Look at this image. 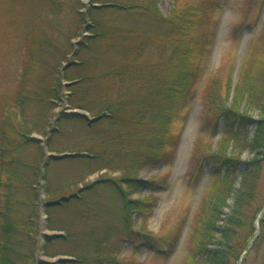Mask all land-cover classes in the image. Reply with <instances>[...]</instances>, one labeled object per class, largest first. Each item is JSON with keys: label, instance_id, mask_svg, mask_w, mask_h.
I'll return each instance as SVG.
<instances>
[{"label": "trees", "instance_id": "16d2710c", "mask_svg": "<svg viewBox=\"0 0 264 264\" xmlns=\"http://www.w3.org/2000/svg\"><path fill=\"white\" fill-rule=\"evenodd\" d=\"M81 1L46 0L43 13L19 40L20 66L14 87L10 94L0 95V264H116L104 260L111 251L112 228L96 192L119 190L121 219L128 227L135 214L142 221L150 217L157 203L154 195L126 199L119 183L131 193L144 185L154 193L166 184L162 178L141 182L138 172L151 165L173 164L180 133H175V123L180 116L184 121L182 109L199 92L205 111L212 113L209 124L214 121V130L220 127V139L215 149H208L198 160L201 147L195 145L187 167L188 181L204 166L215 181L204 189L195 209L188 257L190 264H238L249 245L255 247L264 240V197H258L264 171V39L261 55L239 71L231 104L226 105L228 85L223 99L216 80L200 86L194 67L195 32L209 25L212 6H217L214 0H187L173 6L167 17L159 13L158 0H90L85 11ZM263 6L264 0H258V12ZM66 16L70 25H64ZM86 17L87 33L73 43L81 36ZM74 45L76 60L60 75ZM70 70H75L74 75ZM63 81L70 82L66 96ZM63 100L92 117L104 115L88 124L83 114L61 113L58 129L42 144L32 134H47L51 112ZM241 103L256 106L259 118L254 120L237 109ZM204 126L203 133L209 125ZM73 133L80 140H60ZM215 135L216 131L210 137ZM245 150L251 157L239 159ZM46 152L72 154L49 159V165H75V176L57 183L48 168L41 173ZM102 169L120 175L77 186ZM39 178L44 180L41 188ZM40 189L52 196L46 202L78 192L61 202L73 213L58 228L64 235L47 237L44 254L56 255L48 248L59 243L65 247L62 254L69 256L55 262L35 258ZM55 209V205L46 206L49 220L56 217ZM256 219L259 234L253 225ZM77 221L90 223L88 236L84 225H75Z\"/></svg>", "mask_w": 264, "mask_h": 264}, {"label": "rangeland", "instance_id": "374dc122", "mask_svg": "<svg viewBox=\"0 0 264 264\" xmlns=\"http://www.w3.org/2000/svg\"><path fill=\"white\" fill-rule=\"evenodd\" d=\"M187 0H158L159 13L163 17H167L173 6L184 3ZM248 0H214L210 12V22L206 29L197 30L195 32L196 44L198 43V51L194 56V67L197 81L200 86L210 80H216L220 97L227 98L224 103L231 104L233 92L238 80L239 71L255 57L261 55L262 39H264V6L258 12V0H252L251 5H247ZM84 4L82 11L86 10L89 3L86 0L81 1ZM46 0H0V95H8L11 93L15 80L17 79L20 66L19 40L34 22V19L43 13ZM86 19L85 27L81 32V36L72 39L73 43L82 40L85 35L86 27L89 21ZM71 19L67 16L64 25H70ZM202 43V44H201ZM258 54V55H257ZM76 60V45L73 46V52L67 55L66 61ZM62 68V67H61ZM60 68V75H63ZM72 71V72H71ZM75 70H70V75H74ZM65 83V81H63ZM66 86L63 85V95L66 96ZM200 92L193 98L191 103L181 111L182 117L175 123V133H179V144L173 164L170 167H164L161 164L151 165L142 168L138 172L137 180L147 182L151 179L162 178V183H166L159 188L157 192L150 193L149 186H141L137 192H129L125 184L119 183V188L125 193L126 199H140L149 195H154L157 199L150 217L145 221L139 219L138 214L132 217L129 227L121 219V200L120 192L115 188L102 189L99 188L96 196L99 203L102 204V212L107 218L112 228V235L109 236L108 242L111 245V251L104 256V260L115 262L116 264H190L188 257L189 251L193 246V235L191 231L192 219L197 205L201 199L205 188L212 187L215 182L209 176L208 166H204L201 172H197V177L190 182L186 177L187 167L189 165L193 148L195 145L201 147L197 160L208 152V149H215L218 146L220 127L214 130V121L210 124L212 113H208L204 109ZM222 99V98H221ZM237 106V105H236ZM235 106V107H236ZM243 113L256 120L259 118V110L256 106L241 103L236 107ZM235 108V109H236ZM77 112L79 114L87 113L91 118L92 115L83 109H71L65 100L59 103L51 112L49 125L47 126V134L45 136L33 133L32 136L41 139L42 144L46 143L47 137L52 130L58 129L55 119L61 113ZM209 125L204 133L201 128ZM253 126L249 127L252 131ZM77 131V130H76ZM216 131V135L211 138V134ZM74 132V130H73ZM78 132V131H77ZM252 132L249 133V136ZM61 141L74 142L80 140L77 134L67 137H61ZM45 153L43 163L41 164V173L48 168L52 179L55 182H65L75 176V165L68 163H58L49 165V159ZM182 154L184 157L183 164L176 166L178 156ZM229 153V150L227 152ZM247 150L239 154V159L247 160L251 157ZM45 161H47L45 163ZM45 163V164H44ZM44 164V166H42ZM119 172H110L105 169L97 171L78 183V187L85 183H90L96 179H117ZM115 181V180H114ZM44 180L39 178L37 186L42 187ZM117 182V181H116ZM238 183L235 184L237 186ZM75 186V187H77ZM74 189V188H73ZM76 191V190H75ZM258 197H264V171L258 182ZM45 191L40 189V195L37 200L38 211V228L36 233V260H45L55 262L60 258H68V255L62 254L65 250L63 244H50L48 252L57 254L47 256L44 254L48 236L45 233H59L64 235V231L58 229L72 218L71 210L62 207L61 203L55 205L56 217L49 220L45 202L52 196L45 195ZM231 204V199L228 200ZM228 209L226 208L225 211ZM264 210V206H263ZM260 214L257 218H260ZM78 222V223H77ZM86 228L87 236L89 235V222L79 223ZM45 223V224H44ZM222 224V221L219 222ZM45 225V226H44ZM255 232L259 234L257 219L253 223ZM54 227L56 229H49ZM106 226H102V231L106 230ZM45 231H44V230ZM85 233V234H86ZM41 235L44 237L40 239ZM260 236V235H259ZM173 239L177 244L182 242V249L179 256L173 251L172 256H164L162 253L169 250ZM260 240V239H259ZM252 242V241H251ZM157 245L160 251H156ZM248 247V253L244 260H240L238 264H261L264 250V240L262 243L257 241L255 247ZM71 257V256H70ZM109 257V258H107ZM37 264V263H36ZM105 264H108L107 262Z\"/></svg>", "mask_w": 264, "mask_h": 264}, {"label": "water", "instance_id": "95a60500", "mask_svg": "<svg viewBox=\"0 0 264 264\" xmlns=\"http://www.w3.org/2000/svg\"><path fill=\"white\" fill-rule=\"evenodd\" d=\"M90 0H86V3L88 4ZM73 63V61H68L67 63H65L62 68H61V72L64 71L68 66H70L71 64ZM70 82H65L64 83V86H67ZM85 117H86V120H87V123L90 124L94 121H97L99 120L100 118L103 117L104 113L96 116V117H89L87 113H83L81 112ZM55 121H57V118L55 119ZM68 155H72V154H69V153H60V154H55V153H51V154H48L47 155V159H54V160H59V159H62L64 158L65 156H68ZM47 161H45L46 163ZM44 163V164H45ZM44 164L42 166H44ZM73 196H78V192H76L75 194L73 195H69V196H65V197H60L54 201H51V202H46L45 203V206H49V205H58L60 204L61 202L63 201H68L70 200V198H72ZM45 224V223H44ZM45 226V225H44ZM59 233H52V234H48V233H45V236H58Z\"/></svg>", "mask_w": 264, "mask_h": 264}, {"label": "snow or ice", "instance_id": "6c2138e0", "mask_svg": "<svg viewBox=\"0 0 264 264\" xmlns=\"http://www.w3.org/2000/svg\"><path fill=\"white\" fill-rule=\"evenodd\" d=\"M183 245L182 242L177 244V241L175 239H173L172 244L169 246V250L168 251H164L162 254L166 257L168 256H172L173 251L176 252L177 257L179 256L180 250L182 249ZM160 246L157 245L156 251H160Z\"/></svg>", "mask_w": 264, "mask_h": 264}, {"label": "bare ground", "instance_id": "6f19581e", "mask_svg": "<svg viewBox=\"0 0 264 264\" xmlns=\"http://www.w3.org/2000/svg\"><path fill=\"white\" fill-rule=\"evenodd\" d=\"M184 157H185V156H183L182 154H180V155L178 156L176 166L180 167L181 164H183ZM43 230H44V229H43ZM44 231H45V230H44ZM42 238H44V237L41 235L40 239L42 240Z\"/></svg>", "mask_w": 264, "mask_h": 264}]
</instances>
